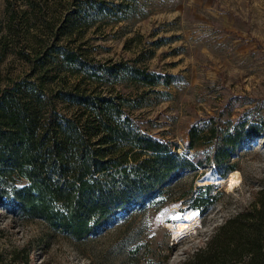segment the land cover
<instances>
[{
    "label": "rangeland",
    "instance_id": "rangeland-1",
    "mask_svg": "<svg viewBox=\"0 0 264 264\" xmlns=\"http://www.w3.org/2000/svg\"><path fill=\"white\" fill-rule=\"evenodd\" d=\"M64 52L80 62L65 63ZM83 62H123L175 79L155 86L98 79L76 68ZM22 79L41 86L52 101L58 90L75 88L121 96L141 130L183 151L198 118L264 114V0H0V85ZM56 106L70 111L61 101ZM231 164L235 170L211 190L215 200L199 211V224L179 237L167 223L193 210L187 206L204 191L198 186L219 182L212 178L216 168L184 174L159 198L114 216L78 242L0 206V264H182L257 198L264 136Z\"/></svg>",
    "mask_w": 264,
    "mask_h": 264
},
{
    "label": "trees",
    "instance_id": "trees-1",
    "mask_svg": "<svg viewBox=\"0 0 264 264\" xmlns=\"http://www.w3.org/2000/svg\"><path fill=\"white\" fill-rule=\"evenodd\" d=\"M63 55L67 64L80 62L71 52ZM83 63L76 68L98 79L123 77L143 86L175 79L123 62ZM54 99L32 80L0 85V206L77 242L127 209L159 198L184 174L216 168L212 177L226 178L235 170L231 159L264 136V114L223 121L224 111L191 123L178 151L174 142L141 130L121 96L75 88L58 90ZM59 101L70 111L59 110ZM198 187L204 191L187 208L204 212L215 200V184ZM182 264H264V185Z\"/></svg>",
    "mask_w": 264,
    "mask_h": 264
},
{
    "label": "bare ground",
    "instance_id": "bare-ground-1",
    "mask_svg": "<svg viewBox=\"0 0 264 264\" xmlns=\"http://www.w3.org/2000/svg\"><path fill=\"white\" fill-rule=\"evenodd\" d=\"M212 178H218V177H212ZM198 214H199V210L197 209L191 210L189 212H186L184 214L183 219L177 221L175 224L167 223V226L171 228V231L173 232V237H179L180 235L188 233L195 226H197L199 224L197 217Z\"/></svg>",
    "mask_w": 264,
    "mask_h": 264
},
{
    "label": "water",
    "instance_id": "water-1",
    "mask_svg": "<svg viewBox=\"0 0 264 264\" xmlns=\"http://www.w3.org/2000/svg\"><path fill=\"white\" fill-rule=\"evenodd\" d=\"M219 178H220L219 182H217V184H215V185H219V184L225 182L226 179H227V177H226V178H222V177H220V176H219Z\"/></svg>",
    "mask_w": 264,
    "mask_h": 264
}]
</instances>
